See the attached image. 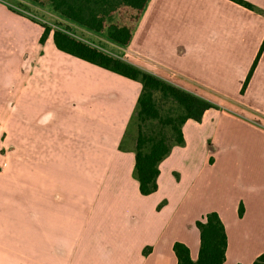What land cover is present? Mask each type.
Masks as SVG:
<instances>
[{"label": "crops", "instance_id": "1", "mask_svg": "<svg viewBox=\"0 0 264 264\" xmlns=\"http://www.w3.org/2000/svg\"><path fill=\"white\" fill-rule=\"evenodd\" d=\"M243 1L252 9L148 0L127 46L106 40L214 104L183 123L144 195L127 137L141 83L57 49L52 33L40 43L42 26L0 0V139L21 155L0 170V264H177L175 242L196 260L209 212L225 227L223 264L264 253V48L241 93L264 0Z\"/></svg>", "mask_w": 264, "mask_h": 264}, {"label": "trees", "instance_id": "2", "mask_svg": "<svg viewBox=\"0 0 264 264\" xmlns=\"http://www.w3.org/2000/svg\"><path fill=\"white\" fill-rule=\"evenodd\" d=\"M45 4L66 19L85 30L104 34L106 40L125 47L129 44L133 31L148 0H30ZM247 8L252 5L243 0H233ZM61 28L40 23L43 28L39 42L43 43L52 33L57 49L72 56L98 65L141 83L132 120L136 121L134 175L141 194L147 195L157 189L159 163L169 154L173 146L184 142L182 125L187 119L200 121L203 113L214 107L208 100L186 91L155 75L140 69L128 61L71 33V25L56 23ZM264 40L243 83L241 93L249 80L260 54ZM170 100L175 111L162 114L156 95ZM122 146V145H121ZM242 209H239V214ZM199 230L200 248L198 258L192 260L188 247L173 244L177 264H223L227 246V236L222 220L216 212L207 213L196 221ZM251 264H264V253Z\"/></svg>", "mask_w": 264, "mask_h": 264}, {"label": "rangeland", "instance_id": "3", "mask_svg": "<svg viewBox=\"0 0 264 264\" xmlns=\"http://www.w3.org/2000/svg\"><path fill=\"white\" fill-rule=\"evenodd\" d=\"M9 2V5L13 8L14 12L17 14H22L33 22L38 24L44 23L51 26L53 29L61 28V26L56 23H61L62 26L66 23L71 25V33L88 41H93L99 45H102L111 50H115L114 47L109 45L106 42L104 34L91 33L85 31L79 26L74 25L73 23L68 22L66 19L60 17L57 13L51 10L49 6L45 4L35 3L30 0H6ZM158 98L160 111L162 114H166L168 111L174 112L175 106L172 101L161 99L160 95H156ZM136 135V121L132 120L129 124V129L127 133L128 138H135ZM13 142H7L5 138L0 139V170H3L8 162H19L21 160V155L12 154L14 151Z\"/></svg>", "mask_w": 264, "mask_h": 264}]
</instances>
